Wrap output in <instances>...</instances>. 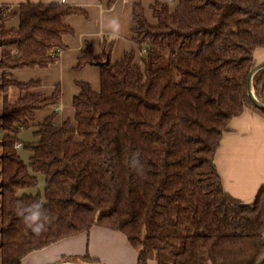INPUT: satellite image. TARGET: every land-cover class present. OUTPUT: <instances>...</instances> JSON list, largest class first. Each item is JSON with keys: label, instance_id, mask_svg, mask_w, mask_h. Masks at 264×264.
Instances as JSON below:
<instances>
[{"label": "trees", "instance_id": "1", "mask_svg": "<svg viewBox=\"0 0 264 264\" xmlns=\"http://www.w3.org/2000/svg\"><path fill=\"white\" fill-rule=\"evenodd\" d=\"M10 5H0V264H22L94 227L123 233L137 264H257L264 186L252 204L232 203L215 156L233 118L245 108L264 115L248 94L255 50L264 49V0H154L153 21L135 3L137 48L112 62L113 41L102 39L98 56L87 42L75 69L98 67L100 90L78 81L73 117L63 121L59 84L48 94L41 79L12 72L57 63L74 33L68 19L87 12L21 0L19 25L8 28ZM253 88L264 103V68ZM28 129L26 162L18 150ZM37 173L44 196L27 192ZM35 203L49 217L39 235L18 214ZM61 261L99 262L88 254Z\"/></svg>", "mask_w": 264, "mask_h": 264}, {"label": "crops", "instance_id": "2", "mask_svg": "<svg viewBox=\"0 0 264 264\" xmlns=\"http://www.w3.org/2000/svg\"><path fill=\"white\" fill-rule=\"evenodd\" d=\"M44 3L64 2L86 10L87 17L74 15L68 23L74 33L66 35L67 48L61 52L57 63L47 68L14 70L13 77L20 81L41 79L43 89L50 94L55 85L62 90L58 107V121L73 117L72 101L79 93L78 81L89 82L94 90H100V69L86 65L80 70L78 64L87 42L93 46L95 55L101 52V41H113L111 61L120 59L125 52L136 49L133 42V6L141 3L146 16L152 19L151 5L154 0H116L108 7L109 0H41ZM17 4L21 0L11 1ZM2 4V2H1ZM52 109L40 111L37 120H42ZM228 199L237 205H250L260 188L264 186V115L252 108L233 118L224 133L215 156ZM107 264H137V251L127 237L118 231L94 227L89 232L63 239L43 250L26 256L22 264H55L63 256H84ZM69 262V261H68Z\"/></svg>", "mask_w": 264, "mask_h": 264}, {"label": "rangeland", "instance_id": "3", "mask_svg": "<svg viewBox=\"0 0 264 264\" xmlns=\"http://www.w3.org/2000/svg\"><path fill=\"white\" fill-rule=\"evenodd\" d=\"M11 1H13V0H11ZM14 1H17V0H14ZM1 2L2 3L3 2L7 3V0H0V5H1ZM9 11L12 14V17H11V19L9 21L6 22V26L8 28H11V27L17 28L18 25H19V18H18V15H17V11H18L17 4H11L10 7H9ZM254 61H255L254 65L259 63V62L264 61V49L255 50ZM33 140H35L34 134H33V129H28V130H25V131L21 132L20 141L23 142L24 145L18 151L21 154L22 158L26 162L29 161V157H30V155L32 153L30 148L27 147V146ZM36 175L38 177L37 186L29 189L27 192L33 193V194L40 193L42 196H44L45 177L41 173H37ZM153 264H155V263L153 262Z\"/></svg>", "mask_w": 264, "mask_h": 264}, {"label": "clouds", "instance_id": "4", "mask_svg": "<svg viewBox=\"0 0 264 264\" xmlns=\"http://www.w3.org/2000/svg\"><path fill=\"white\" fill-rule=\"evenodd\" d=\"M41 205L35 203L30 207H21L18 212L23 216L25 224L37 235H39L45 228V222L49 217L40 211Z\"/></svg>", "mask_w": 264, "mask_h": 264}, {"label": "water", "instance_id": "5", "mask_svg": "<svg viewBox=\"0 0 264 264\" xmlns=\"http://www.w3.org/2000/svg\"><path fill=\"white\" fill-rule=\"evenodd\" d=\"M100 65L102 66H108L109 65V59H107L105 62H101ZM264 68V61L259 62L257 64H255L253 66V68L251 69L249 76H248V94H249V98L252 102V104L264 111V103L261 102L255 95L254 92V88H253V77L254 75L261 69ZM55 264H107V263H103V262H83V263H74V262H64V261H59ZM257 264H264V254L260 257V259L258 260Z\"/></svg>", "mask_w": 264, "mask_h": 264}, {"label": "built area", "instance_id": "6", "mask_svg": "<svg viewBox=\"0 0 264 264\" xmlns=\"http://www.w3.org/2000/svg\"><path fill=\"white\" fill-rule=\"evenodd\" d=\"M17 147L20 148L21 147V144H18Z\"/></svg>", "mask_w": 264, "mask_h": 264}]
</instances>
